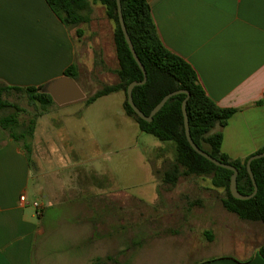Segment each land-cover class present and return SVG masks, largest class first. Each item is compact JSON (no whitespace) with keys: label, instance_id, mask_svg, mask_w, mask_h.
<instances>
[{"label":"rangeland","instance_id":"obj_1","mask_svg":"<svg viewBox=\"0 0 264 264\" xmlns=\"http://www.w3.org/2000/svg\"><path fill=\"white\" fill-rule=\"evenodd\" d=\"M94 17L101 19L98 24H83L82 37L72 30L77 82L85 99L45 108L27 96L10 97L21 108L22 121H36L30 139L31 201L41 204V210L47 203L36 188L70 195L71 218L60 221L59 227L54 221L64 208L46 206L40 217L46 233L37 244H124L125 250L129 244H144V252L168 254L173 262L181 258L184 264L229 252L247 257L263 244L264 232L255 236L247 223L222 207L225 189L216 187L210 177L181 178L174 187L165 185L162 174L175 156L173 143L139 129L123 110L122 91L86 104L99 86L94 77L97 60L105 69L117 66L114 23L105 21L101 4H94ZM99 79L116 82L111 71ZM13 110L0 111V117ZM39 173L43 176L38 178Z\"/></svg>","mask_w":264,"mask_h":264},{"label":"crops","instance_id":"obj_2","mask_svg":"<svg viewBox=\"0 0 264 264\" xmlns=\"http://www.w3.org/2000/svg\"><path fill=\"white\" fill-rule=\"evenodd\" d=\"M148 2L166 48L194 67L207 95L219 106L236 109L223 129L222 151L233 159L260 151L264 147V0ZM72 30L45 0H0V84L44 87L63 76L77 60ZM96 73L100 84L105 73L98 72V77ZM32 171V160L0 126V264H184L181 258L173 262L168 254L152 256L150 250L143 251L144 244H129L126 250L124 244H37L46 233L40 221L46 206L64 208L54 227L71 218V208L67 192L56 195L54 189L49 194L44 188L36 191L44 194L47 203L42 210L41 204L35 207L29 187ZM246 227L255 236L264 232V227ZM194 264H264V258L255 247L247 257L213 254Z\"/></svg>","mask_w":264,"mask_h":264},{"label":"trees","instance_id":"obj_3","mask_svg":"<svg viewBox=\"0 0 264 264\" xmlns=\"http://www.w3.org/2000/svg\"><path fill=\"white\" fill-rule=\"evenodd\" d=\"M45 1L61 22L69 29H75L80 37L84 34L81 29L83 24H92L93 22L98 24L99 19H101L94 17V4H101L105 11V21L114 23L112 43L117 66L112 70L105 69L103 66H99L97 60L95 72L97 71L96 77L101 71L104 73L114 72L116 82L101 81L99 88L86 99V104H91L103 96L122 91L126 96L122 104L123 110L128 117L137 122L139 129L161 141L173 143L175 156L162 174V181L165 185L174 187L181 178L210 177L216 187L225 189L220 201L226 211L236 215L251 226L264 227V157L252 161V170L258 185V192L250 199H237L230 192L233 171L215 165L197 153L188 142L182 112V103L187 97L186 93L182 92L172 96L154 115L152 121L143 120L133 110L128 102L127 88L133 81H142L144 75L134 59L122 31L116 0ZM121 4L128 33L147 72V81L133 89V99L137 107L149 115L163 97L170 92L176 90L189 91L187 112L193 140L201 149L213 157L234 165L239 171V191L246 195L253 193L254 184L247 171V160L253 154L244 159H233L222 151L223 129L236 109L219 106L207 95L194 67L166 48L159 36L148 0H121ZM98 55L100 58V52ZM63 74L77 79V64L69 65ZM42 89L43 86L18 87L0 84V111L14 109L0 117V126L8 133L9 137L20 144L27 153L29 162L32 148L30 139L34 137L36 121L35 118L22 121L20 118L22 110L10 97L27 96L29 102H39L45 108L56 104L53 97L49 93L43 92ZM263 151L264 147L256 153ZM207 234L212 239V235L208 232ZM259 253L264 258V242L259 246ZM108 259L110 260L111 257Z\"/></svg>","mask_w":264,"mask_h":264},{"label":"water","instance_id":"obj_4","mask_svg":"<svg viewBox=\"0 0 264 264\" xmlns=\"http://www.w3.org/2000/svg\"><path fill=\"white\" fill-rule=\"evenodd\" d=\"M116 2H117V10H118V15H119V22H120L122 31L125 35L126 41L129 45V48L132 52V55H133L134 59L136 60L137 64L142 69V72L144 75V78L142 81H133L129 84V86L127 88L128 102L132 106L135 113L140 118H142L143 120L152 121L154 118V115L165 105V103L172 96H174L178 93H182V92L186 93L187 97L183 100V103H182V112H183V116H184L185 133H186V137H187L190 145L193 147V149L197 153L204 156L205 158H207L209 161H211L215 165L226 168V169H230L233 171V174L231 176V181H230V192L233 195V197L240 199V200H246V199H250L253 196H255L256 193L258 192V185H257L256 179H255L254 172L252 170V161L254 159L264 157V151L260 152V153L253 154L247 160V171H248L250 178L254 184V191H253V193L248 194V195L241 193L238 189V174H239L238 169L234 165L225 163V162L213 157L209 153L205 152L193 140L192 135H191L190 125H189V116H188V112H187V102H188V99L190 98V92L189 91H187V90H176V91L170 92L169 94H167L166 96L163 97V99L153 108V110L151 111V113L149 115H146L144 112H142L137 107V105L135 104L134 99H133V89L136 86L142 85L147 81V72H146V69H145L143 63L141 62V60H140V58H139V56H138V54L134 48V45H133L132 40L130 38V35L128 33V30H127V27L125 24V20L123 17L121 0H116ZM42 91L49 93L53 97L54 101L59 105L71 103V102L82 100V99L86 98V93L82 90V88L79 86L77 81L74 78L69 77V76H65V75H63L57 79H54V80L48 82L47 84H45Z\"/></svg>","mask_w":264,"mask_h":264},{"label":"built area","instance_id":"obj_5","mask_svg":"<svg viewBox=\"0 0 264 264\" xmlns=\"http://www.w3.org/2000/svg\"><path fill=\"white\" fill-rule=\"evenodd\" d=\"M21 200H22V201H25V200H26L25 196H22V197H21ZM33 205H34L35 207H37V208L40 206V204H39L38 202H34Z\"/></svg>","mask_w":264,"mask_h":264}]
</instances>
